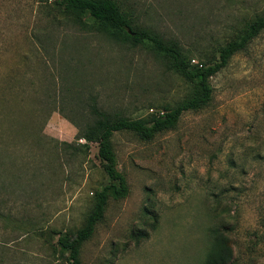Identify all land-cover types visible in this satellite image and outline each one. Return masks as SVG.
<instances>
[{"label": "rangeland", "instance_id": "374dc122", "mask_svg": "<svg viewBox=\"0 0 264 264\" xmlns=\"http://www.w3.org/2000/svg\"><path fill=\"white\" fill-rule=\"evenodd\" d=\"M132 26L211 62L264 0H115ZM211 97L142 141L110 139L127 195L108 198L80 264H201L219 231L228 264H264V31L210 77ZM192 86L143 46L106 36L54 0H0V264H66L72 236L108 179L96 143L77 139L91 107L148 118Z\"/></svg>", "mask_w": 264, "mask_h": 264}, {"label": "trees", "instance_id": "16d2710c", "mask_svg": "<svg viewBox=\"0 0 264 264\" xmlns=\"http://www.w3.org/2000/svg\"><path fill=\"white\" fill-rule=\"evenodd\" d=\"M54 2L68 12L86 15L101 32L121 44L147 48L163 61L167 69L180 76L193 88L188 98L173 108L164 109L161 114H153L148 118L127 119L91 107L94 118L83 122L76 137L96 143L97 157L108 183L93 194V205L84 224L72 236L63 234L56 239L57 251L66 264H80L81 246L92 235L95 224L101 220L107 199L118 200L127 195L124 177L116 170L110 143L112 135L130 132L142 141H150L156 134L172 129L183 113L197 111L207 105L211 97L210 77L223 69L234 54L244 51L253 39L264 31V17H256L245 24L234 39L218 48L211 62L189 66V60L176 41L163 39L149 29L132 26L115 0H54ZM231 256V249L225 237L217 230L211 231V239L201 264H228Z\"/></svg>", "mask_w": 264, "mask_h": 264}, {"label": "built area", "instance_id": "2783aa9c", "mask_svg": "<svg viewBox=\"0 0 264 264\" xmlns=\"http://www.w3.org/2000/svg\"><path fill=\"white\" fill-rule=\"evenodd\" d=\"M48 1H51V0H48Z\"/></svg>", "mask_w": 264, "mask_h": 264}]
</instances>
